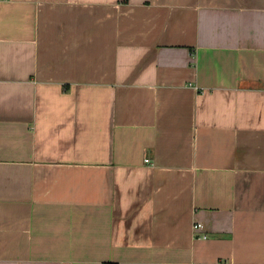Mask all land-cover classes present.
Returning <instances> with one entry per match:
<instances>
[{
    "label": "crops",
    "instance_id": "obj_1",
    "mask_svg": "<svg viewBox=\"0 0 264 264\" xmlns=\"http://www.w3.org/2000/svg\"><path fill=\"white\" fill-rule=\"evenodd\" d=\"M104 262L264 264V0H0V264Z\"/></svg>",
    "mask_w": 264,
    "mask_h": 264
},
{
    "label": "built area",
    "instance_id": "obj_2",
    "mask_svg": "<svg viewBox=\"0 0 264 264\" xmlns=\"http://www.w3.org/2000/svg\"><path fill=\"white\" fill-rule=\"evenodd\" d=\"M146 161L149 162V159H146ZM203 227H204V226H203L202 223H200V222H195V223H194V228H193V229H194L195 231H198V230H202ZM203 237L206 238V235H204Z\"/></svg>",
    "mask_w": 264,
    "mask_h": 264
},
{
    "label": "trees",
    "instance_id": "obj_3",
    "mask_svg": "<svg viewBox=\"0 0 264 264\" xmlns=\"http://www.w3.org/2000/svg\"><path fill=\"white\" fill-rule=\"evenodd\" d=\"M103 264H117V263H114V262H104Z\"/></svg>",
    "mask_w": 264,
    "mask_h": 264
}]
</instances>
